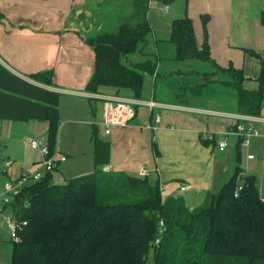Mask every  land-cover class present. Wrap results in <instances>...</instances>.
<instances>
[{"label":"trees","instance_id":"obj_1","mask_svg":"<svg viewBox=\"0 0 264 264\" xmlns=\"http://www.w3.org/2000/svg\"><path fill=\"white\" fill-rule=\"evenodd\" d=\"M148 11V0H134L132 14L114 29L86 36L96 57L87 90L127 89L141 98L145 74L154 76L155 86L160 76H179L182 81L190 77L174 82L176 102L191 104L196 98L214 96L235 113L262 115L264 59L260 54L251 51L260 59V73L257 88L248 89L243 69L218 64L207 38L200 46L193 20L182 16L171 23V55L152 58L146 51L152 32ZM207 18H203L205 28ZM137 49L147 58L132 64L128 57ZM31 78L50 85L53 72H37ZM227 95L231 103L225 101ZM32 118L48 123L47 141L54 152L58 94L0 63V120ZM94 140L92 172L64 182H54L53 171L47 172L4 205L18 221H26L19 239H12L11 264H150L151 253L152 264H264V187L261 192L255 182L248 185L238 162L218 191L190 209L182 196L164 198L160 184L145 176L104 171L101 166L110 161L111 145L97 136L96 129ZM241 142L238 137L239 162Z\"/></svg>","mask_w":264,"mask_h":264},{"label":"crops","instance_id":"obj_2","mask_svg":"<svg viewBox=\"0 0 264 264\" xmlns=\"http://www.w3.org/2000/svg\"><path fill=\"white\" fill-rule=\"evenodd\" d=\"M162 1L151 6L162 9ZM127 2L132 14L134 0ZM96 8H100L96 0H0V63L24 80L58 94L56 149L66 157L65 161L70 155L76 158L74 169L84 163L83 159L93 160L96 167V129L97 136L111 145L110 161L101 166L104 171L140 176L141 168L146 167L145 177L160 184L164 198L182 196L190 209L199 206L208 193L218 191L228 179L225 153L229 137L237 136L238 121L222 112H235L180 104L173 98L159 96L156 89L149 95L143 89L139 99H153L161 105L153 109L137 106V115L128 125L107 127L103 123L102 97H134L127 89L101 87L97 92L86 89L96 61L86 36L117 25L98 18ZM168 10H172L175 18L189 16L198 44L201 46L207 38L215 61L223 67L232 64L242 68L248 78L245 87L257 88L260 59L251 51L264 59V0H185L173 8L169 5ZM204 16L208 17L206 28ZM152 33L155 54L171 55L173 47L168 42L171 26ZM48 70L53 72L50 85L31 78L32 74ZM157 116L161 117L159 123ZM251 117L246 121L248 124H264L262 115ZM255 130L259 135L252 138L259 140L262 149L264 131ZM227 132L228 145L221 151L218 143ZM65 134L73 138L68 144L63 140ZM32 138L47 140L46 121L0 120V190L7 180L17 178L23 171L41 167L42 154L30 147ZM252 146L253 141L247 148L248 154H253ZM256 158L248 159L247 155L248 162ZM7 161H12L10 167L6 166ZM65 161H60L55 170ZM245 176L243 172L242 177Z\"/></svg>","mask_w":264,"mask_h":264},{"label":"rangeland","instance_id":"obj_3","mask_svg":"<svg viewBox=\"0 0 264 264\" xmlns=\"http://www.w3.org/2000/svg\"><path fill=\"white\" fill-rule=\"evenodd\" d=\"M185 0H172L169 2L170 7H175L178 4L184 2ZM100 4V8H96V11H99L98 18H101L102 20H105L108 22V24H118L121 22L122 19H124L126 16H129L130 13V7L127 2V0H96V3ZM164 2H162L163 6ZM127 14V15H126ZM149 20L151 23V26L153 27L152 30L171 26V23L175 16L172 14V10H166V9H157L155 7H152L150 5L149 7ZM117 25H115L116 27ZM109 27H104L100 31L104 30H110ZM99 31V32H100ZM153 33L151 32L149 35V42L146 47V51L151 54L150 57L155 58L154 55L157 53L156 47H155V40L153 38ZM129 62L134 64L138 63L140 61L146 60V56L142 55L140 53V49H137L132 54L129 55ZM164 73V72H163ZM179 76L175 77H169V79L164 78V76H160L158 78L157 86H155V78L154 76L150 74H145L144 76V85L143 89H146V94L149 95L153 89H157L159 96H165L168 98H173L174 93L172 91L174 82H181L179 80ZM190 77L187 79H183L186 82L189 81ZM252 81V80H251ZM255 84V83H254ZM225 101L227 103H231L230 97L227 95L225 98ZM192 104L199 105V106H205L208 108H214L218 109L220 111H231L229 109H226L222 102H219L216 100V98L209 97V96H203L201 98H196L192 101ZM262 116L264 117V103H263V109H262ZM244 125L247 127H252L253 129L257 128L260 131H264V124H248V122L244 121ZM79 133V132H78ZM85 138H88L87 133L85 134ZM64 143L68 144L73 140V138L68 134L64 135ZM253 146L250 148L252 153L257 157L255 160H252L250 162L247 161V155L249 153V149L247 148H240L241 156H240V162L238 157V151L236 148V142H238V138L235 135H232L229 137V148L227 152L225 153L226 162L228 170L226 172L227 177L229 178L235 171L237 162L242 168L241 175L243 176V172H246V175H251L254 178H256V186L259 188L261 192H263L264 187V151L263 147L261 149L260 142L256 138H252ZM76 159V158H75ZM72 155L68 157V160L65 162H62L60 164L59 170L53 171V181L54 182H64L65 180L78 176L84 173L92 172L94 170V164L93 160H87L83 159V164H79L75 166L74 169V161H76ZM80 159V158H78ZM81 161V160H80ZM77 168V169H76ZM78 168H81L78 170ZM78 170V171H76ZM239 176L238 182L241 183L242 180ZM2 190V189H1ZM5 215L11 214L10 209H7L4 213ZM0 220H4V218H0ZM12 238L10 235V229L8 228L7 224L4 223L3 225H0V264H11V258H12ZM152 253L150 255V264H152Z\"/></svg>","mask_w":264,"mask_h":264},{"label":"built area","instance_id":"obj_4","mask_svg":"<svg viewBox=\"0 0 264 264\" xmlns=\"http://www.w3.org/2000/svg\"><path fill=\"white\" fill-rule=\"evenodd\" d=\"M150 5H157L161 0H148ZM163 2V1H162ZM162 9H169V4L164 3ZM104 98V108H103V123L107 127L112 126H126L128 125L137 115V106L147 105L150 109L161 104L157 101L143 100L139 98H127L122 96H103ZM224 115H229L237 119L235 125V133L238 137L242 138L241 147L248 148L252 144V137L258 136L259 132L252 127H247L243 124L244 121L252 118L249 115L239 114V113H227L222 112ZM161 121V117L157 116V122ZM157 128V126H156ZM228 132L225 138L218 143L219 150L223 151L228 145ZM30 147L32 149H37L42 154V163L40 168L34 170H25L17 178L7 180L2 190H0V225L4 223L7 224L10 229V235L12 239H19V231L26 225V221H18L13 214L5 215L4 205L10 203L15 195H17L21 189L32 181L40 180L44 177L45 173L54 171L60 161H65L66 157L61 156L59 151L56 149L54 152L50 151L48 141L45 139L32 138L29 140ZM264 151V146H263ZM255 158L254 154H248V159ZM7 167H10L12 161H7ZM147 169L142 167L140 170V176H146ZM183 190L185 187L182 188ZM237 195V192H236ZM164 220L160 221V227L164 229ZM159 242V239L157 240Z\"/></svg>","mask_w":264,"mask_h":264},{"label":"water","instance_id":"obj_5","mask_svg":"<svg viewBox=\"0 0 264 264\" xmlns=\"http://www.w3.org/2000/svg\"><path fill=\"white\" fill-rule=\"evenodd\" d=\"M254 177L251 175H247L244 177V181L248 183V185H252L254 183Z\"/></svg>","mask_w":264,"mask_h":264}]
</instances>
